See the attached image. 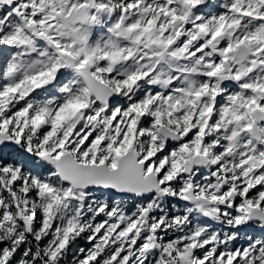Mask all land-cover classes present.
<instances>
[{
    "label": "snow or ice",
    "instance_id": "6c2138e0",
    "mask_svg": "<svg viewBox=\"0 0 264 264\" xmlns=\"http://www.w3.org/2000/svg\"><path fill=\"white\" fill-rule=\"evenodd\" d=\"M0 264H264V0H0Z\"/></svg>",
    "mask_w": 264,
    "mask_h": 264
}]
</instances>
